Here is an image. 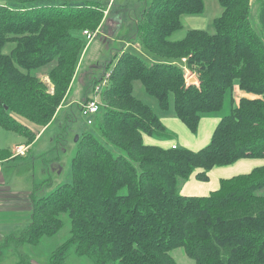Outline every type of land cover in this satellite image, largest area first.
<instances>
[{"label":"trees","instance_id":"16d2710c","mask_svg":"<svg viewBox=\"0 0 264 264\" xmlns=\"http://www.w3.org/2000/svg\"><path fill=\"white\" fill-rule=\"evenodd\" d=\"M250 1L218 0L222 11L214 19V34L189 29L172 41L168 37L181 27V16L202 13L204 0H144L123 40L134 38L154 59L115 54L92 119L103 140L125 155H114L83 132L71 161V182L39 198L33 187L31 220L18 236L0 241V264L4 250L38 246L66 222L69 238L45 264H67L70 254L92 264H177L171 254L176 248L194 264H264V194L258 193L264 165L221 178L207 195H184L178 188L179 179L193 173L208 181L214 167L264 158V0H257L259 31L250 21ZM132 9L118 7V16L122 20ZM104 11L99 0L0 2V126L24 137L26 146L52 122L69 92L85 48L73 32H96ZM8 42L14 46L3 53ZM50 63L45 75L51 92L38 76ZM192 76L196 83H188ZM134 81L163 111L172 103L175 117L193 134L201 116L220 111L225 97L231 107L200 149L147 144L144 135L164 139L169 131L135 97ZM236 86L246 95L233 106ZM10 156L8 148H0V159Z\"/></svg>","mask_w":264,"mask_h":264},{"label":"rangeland","instance_id":"374dc122","mask_svg":"<svg viewBox=\"0 0 264 264\" xmlns=\"http://www.w3.org/2000/svg\"><path fill=\"white\" fill-rule=\"evenodd\" d=\"M3 0H0V2ZM110 0H99L105 6V10ZM147 0H145L146 2ZM113 0H111V3ZM118 3L126 2L125 6L128 8L135 7V11L130 12L129 15L121 17L115 13V17L108 16L103 18L101 26L94 33V37L91 40H87L82 35L81 31H74L73 34L78 36L85 48L79 59L74 77L73 84L70 86L68 97L66 98V104L68 106L63 112L57 114L53 122L48 125L37 138L34 143L27 146L26 152L23 158L5 162L2 165V177L4 184L12 189H33L35 197H43L47 195L51 190L63 183L71 182V161L76 150L75 140L76 136H80L83 132H91L96 138L104 143L108 149H110L114 155H125L121 150L112 147V145L106 143L98 133L96 125L93 122L88 123L87 117L84 116L79 109V101H84L86 98L95 97L100 102V90L94 91V82L99 80L106 71H110L116 62L117 57L115 54L121 53V51H130L141 57L145 62L151 63L153 55L146 52L143 48H136L133 44L134 38L123 40L124 34L131 33V27L137 20L135 15L138 13L144 4V0H114V6H111L112 12ZM203 11L198 15H192V17L181 16V27L171 33L168 37L169 40L177 41L182 39L189 29H200L207 31L209 34L215 33L214 19L220 16L222 8L218 0H204ZM260 1L251 0L250 9V21L253 24L255 30L259 31V19L258 12L260 11ZM124 6V7H125ZM120 7V6H119ZM117 10V9H116ZM125 42H131L129 46H126ZM14 46L13 43L8 42L2 49L3 53H8ZM81 60L83 63L80 65ZM54 64L50 63L46 65L41 73L38 74L39 78L46 83L49 91H52V85L49 82L45 72ZM187 73V72H186ZM102 87V85H101ZM236 88L233 89V94ZM133 93L137 99L148 105L158 116H175L173 105L170 103V108L167 111H163L157 101L147 94L139 81L133 82ZM245 93V92H243ZM246 94V93H245ZM236 99V97H235ZM224 104L220 111L216 113L203 114L201 119H220L223 115L229 113L230 104L225 97ZM236 101V100H235ZM237 105V101L233 103V106ZM94 120V116H91ZM169 136L160 139L151 137L156 140L155 145H160L161 142L177 141V133L168 128ZM208 127L205 128L204 123L200 127V133L197 137V133H189L192 137L189 140V148L197 150L209 143L210 137L207 136ZM189 132V131H188ZM147 137V136H146ZM23 137L17 133L7 131L0 126V148H8L13 142H22ZM182 146V144H178ZM161 146V145H160ZM254 159V158H252ZM258 160L260 164H264V158L254 159ZM256 165V166H257ZM231 166V165H229ZM254 166V167H256ZM253 167V168H254ZM222 167H214L212 171H208L211 178L216 180L217 183L207 181L206 189L202 191H195V194L191 195H206L211 190L218 187L219 178H229L234 175L243 174L247 172H238L234 169L224 170ZM252 169V168H251ZM250 171V170H249ZM193 182H199L194 176H190L186 179H179L178 188L180 193H183L184 185L190 180ZM213 185H216L215 187ZM260 194H264V187L258 191ZM29 214H4L3 219L0 220V241L8 235L18 236L25 228L27 224H23L26 217ZM29 221V220H28ZM28 223V222H27ZM69 224L66 222L60 232L53 237L43 238L38 246H31L24 244L21 251L16 252L13 248L4 250L5 257L1 264H15L20 259H29L33 264H45L51 253L59 247L66 239L69 238ZM177 264H194L189 259L182 248H176L171 252ZM67 264H92L89 259L70 254L67 258Z\"/></svg>","mask_w":264,"mask_h":264},{"label":"crops","instance_id":"0c3cea01","mask_svg":"<svg viewBox=\"0 0 264 264\" xmlns=\"http://www.w3.org/2000/svg\"><path fill=\"white\" fill-rule=\"evenodd\" d=\"M114 4H115L114 0H113L112 3H111V0L108 1L106 10L104 11V17L108 16L109 17L108 20L111 19L110 17H112V16L115 17L114 15H115L116 11L118 10V8H115L112 12H110L111 11V6H114ZM125 4H127V3L126 2H123V3H118L117 2L116 5H118V6H116V7L125 6ZM117 15H118V13H117ZM186 17H192V16L191 15H186ZM125 44H126V46H129L131 44V42H125ZM133 44L136 45V48L140 49L141 46L137 42L133 43ZM153 59L154 58H151L152 61H153ZM82 63H83V60H81L80 65ZM69 91H70V89H69ZM245 95L246 94L243 93L242 91H240L237 88V86H236V91L233 94V103H235L236 101L238 103V100L241 97L245 96ZM67 97H68V94H67L66 98ZM235 97H236V99H235ZM66 98L64 99V101H62L61 105L58 106L59 108H58L54 118H56L57 114H59L60 112H63L64 109L68 106V104H66V101H65ZM79 102L81 103L82 101H79ZM80 103H79V105H80ZM159 118L162 121V123L167 127V129L170 128L172 131L174 130L173 132L177 133V141L176 142L170 140V141H167V142L166 141L165 142H161L160 145L162 147H170V146H172L174 144L177 145V146H179L178 144H182L181 147L189 148V146H190L189 145L190 144L189 140L191 139L192 136L189 134L191 132L187 129V127L178 118H176L175 116L166 115V116H162V117L159 116ZM53 120H52V122H53ZM218 121H219L218 118L211 119L210 117H209V119H206V118L205 119H200L199 124H198V129H197V137H198V135L200 133V127H201V125H203V123H204L205 128L208 127L207 136L211 137L212 132H213L215 126L217 125ZM50 124H48V125H50ZM48 125H46L45 127L41 128L39 130V132L36 135V138H37V136L40 135V133ZM143 140L147 144H154L155 145L156 142H157L156 140L154 141V139H152L149 136L146 137V135L143 136ZM15 145H24L25 146L26 145L25 139H23L22 142H13V143H11V145L8 146V149L10 150V153H11V156L9 157V159H0V220L3 219V217H6V216L1 217L4 214H10V213L11 214H15V215H18V214H21V213L22 214H29L26 217V220L23 222L24 225L25 224L28 225L30 220H31L30 219V213H31L32 206H31V203H30L29 196H30V192H32V189L30 190V189H27V188L26 189H17V188L16 189H12V188H9L8 186H6L4 184L3 177H2V165L5 162L16 160V159H14V157L18 156V155H14L13 152H12V148L15 147ZM1 148H4V147H1ZM23 157H24V155H23ZM19 159H21V158H19ZM255 161L258 164V160H254V159H251V158H242V159H239L238 161L234 162L233 164H231V166H229V165L223 166L224 168H222V169H224V170L234 169V170H236L238 172L239 171L240 172H249V170H251V168H253L254 166L257 165ZM260 165H264V164H260ZM212 169H214V168H212ZM212 169H211V171H212ZM190 176H194L195 177V174L193 173ZM220 179L221 178L218 179V184H219V180ZM209 180L211 182H214V184L217 183L216 180L211 178V175H209ZM209 180H208V182H209ZM206 183H207V181H199L198 183L197 182H193V180L190 178V180L184 185V187H183L184 191H183L182 194L191 195V194H195V191L205 190L206 189ZM213 186L215 187L216 185H213ZM215 189H217V187ZM215 189H213V190H215ZM195 196H199V195H195Z\"/></svg>","mask_w":264,"mask_h":264},{"label":"built area","instance_id":"2783aa9c","mask_svg":"<svg viewBox=\"0 0 264 264\" xmlns=\"http://www.w3.org/2000/svg\"><path fill=\"white\" fill-rule=\"evenodd\" d=\"M82 34L83 36L86 37L87 40H91L95 36L94 33L87 31V30H83ZM108 76H109V71L105 73L102 82L94 86L95 92L99 91L101 88V85L103 86L105 84ZM99 108H100V102H98V100L95 97L86 99L85 101L81 102L79 105V109L81 113L87 117L86 120L88 123L92 122L91 116H94L98 112ZM172 147H175V145H172ZM26 148H27L26 145L25 146L15 145V147L12 148V152L14 155L23 156L25 155Z\"/></svg>","mask_w":264,"mask_h":264},{"label":"water","instance_id":"95a60500","mask_svg":"<svg viewBox=\"0 0 264 264\" xmlns=\"http://www.w3.org/2000/svg\"><path fill=\"white\" fill-rule=\"evenodd\" d=\"M196 82H197V80L193 76L190 77L189 80H188V83H196ZM77 139H78V136L75 137L76 141H77Z\"/></svg>","mask_w":264,"mask_h":264},{"label":"bare ground","instance_id":"6f19581e","mask_svg":"<svg viewBox=\"0 0 264 264\" xmlns=\"http://www.w3.org/2000/svg\"><path fill=\"white\" fill-rule=\"evenodd\" d=\"M107 83V82H106ZM102 89V88H101ZM101 91V90H100ZM91 124V123H90ZM174 148V147H173Z\"/></svg>","mask_w":264,"mask_h":264}]
</instances>
